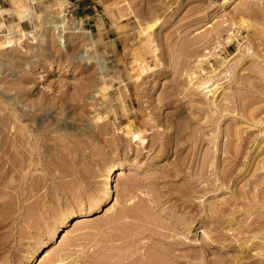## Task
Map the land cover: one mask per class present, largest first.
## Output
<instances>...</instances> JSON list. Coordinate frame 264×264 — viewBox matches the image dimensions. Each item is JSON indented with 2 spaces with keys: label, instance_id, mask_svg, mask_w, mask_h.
Instances as JSON below:
<instances>
[{
  "label": "rangeland",
  "instance_id": "obj_1",
  "mask_svg": "<svg viewBox=\"0 0 264 264\" xmlns=\"http://www.w3.org/2000/svg\"><path fill=\"white\" fill-rule=\"evenodd\" d=\"M44 250L264 264V0H0V264Z\"/></svg>",
  "mask_w": 264,
  "mask_h": 264
},
{
  "label": "bare ground",
  "instance_id": "obj_2",
  "mask_svg": "<svg viewBox=\"0 0 264 264\" xmlns=\"http://www.w3.org/2000/svg\"><path fill=\"white\" fill-rule=\"evenodd\" d=\"M64 1V0H63ZM227 1H231V0H227ZM235 54V53H234ZM209 78H202V77H198V75H193L191 76V81H193V83H195V81L198 79V88H200L201 90H203L204 92H206L207 94L210 93V91H213L214 89L210 86L209 88V84L211 85L209 79L211 78V75L210 74H206L205 77H208ZM200 79V80H199ZM203 79V80H202ZM196 86V85H195ZM196 89V87H195ZM199 89V90H200ZM196 92V91H195ZM215 94L216 92L213 91ZM212 92V93H213ZM215 96V95H214ZM213 96V97H214ZM216 98V97H215ZM200 99V98H199ZM203 99V98H201ZM212 101V100H211ZM123 164L121 163H113L111 165H109L108 167L105 168V170L103 171V174H102V180H103V194L102 196L96 201V203L91 206L90 208H88L86 211H85V214L84 216H79V217H76L78 218V220H76V222H79L81 224V222H83V220L85 221V218H81V217H87V215H90L91 213H93L94 211L98 210L99 208H102V206L104 204H106L107 202L109 201H112V191H113V182H114V177L117 173L120 172V170L123 168ZM54 236H55V231H52L50 234H49V237L47 238V242H50L54 239ZM46 242V241H45ZM126 245V244H125ZM127 249V246L125 247ZM133 249V248H132ZM136 249V248H135ZM131 250V249H130ZM58 251V250H57ZM157 251V250H156ZM62 253V252H61ZM60 253V254H61ZM64 253V252H63ZM62 253V254H63ZM157 253V252H156ZM58 254V253H57ZM130 254V253H129ZM143 254V252H142ZM158 254V253H157ZM70 255V254H69ZM144 255V254H143ZM179 255V254H178ZM182 255V254H180ZM144 257V256H143ZM43 258L46 259V261L43 263V264H64L63 261H62V258H61V255H58V257H55L53 259V261L51 260V262H49V253L47 252V250H44V255H43ZM52 258V257H51ZM161 258V257H159ZM38 259V256H37V253L34 252L31 254V256L29 257V263L35 261ZM73 260V259H72ZM134 260V259H133ZM139 262V264H156L152 258L150 257H146V259H138L137 260ZM130 263H132V259L131 261H129ZM128 262V263H129ZM158 262V261H157ZM125 263V262H124ZM128 263H125V264H128ZM98 264V263H96ZM134 264V262H133ZM159 264H167L166 261H162L161 263L159 262Z\"/></svg>",
  "mask_w": 264,
  "mask_h": 264
}]
</instances>
